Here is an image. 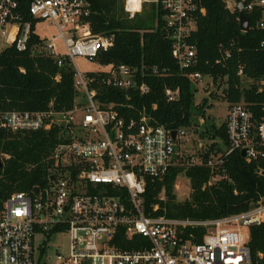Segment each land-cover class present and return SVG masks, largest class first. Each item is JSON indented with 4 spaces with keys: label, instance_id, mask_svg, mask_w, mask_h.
<instances>
[{
    "label": "built area",
    "instance_id": "1",
    "mask_svg": "<svg viewBox=\"0 0 264 264\" xmlns=\"http://www.w3.org/2000/svg\"><path fill=\"white\" fill-rule=\"evenodd\" d=\"M151 3L163 19L179 71L197 86L205 75L189 69L197 62L191 37L198 17L206 12L202 0H124V8L134 17ZM236 5L234 0L232 9ZM256 8L264 13V0L245 1L244 11ZM29 13L57 27L58 33L45 37L41 48L59 65L62 57L71 60L76 96L70 108L57 109L51 102L43 110L0 111V128L15 133L56 130L59 137L49 155L47 181L13 192L0 208V264H46L45 242L57 233L69 238L66 253L58 248L60 264H253L249 236L241 225L261 223L263 200L248 211L220 218L169 217L156 214L160 207L166 209L160 202L167 200L165 189L151 208L147 188L149 181L162 180L172 166L205 165L212 173L209 183L226 178L225 159L235 150H245L243 157L249 162L261 160L264 119L258 120L244 102L230 104L228 142L222 151L205 156L208 147L202 143L195 149L183 144L186 128L177 130L174 138L173 130L155 124L145 107L127 116L122 107H134L129 103L132 94L121 102L100 98L102 88L146 94L150 86L143 76L162 77L168 71L159 65L103 62L100 58L112 50L115 34L92 31L88 0H31ZM10 25L17 28V48L26 49L32 22L23 20L18 0H0L3 35ZM258 25L264 28V17ZM59 38L65 51L57 43ZM78 56L98 61L105 69L83 72L75 64ZM165 91L171 101L180 94L179 88ZM200 228L204 233L197 241L195 231ZM39 235L42 239L35 242ZM136 235L143 239L132 242ZM134 244L138 247H131Z\"/></svg>",
    "mask_w": 264,
    "mask_h": 264
},
{
    "label": "trees",
    "instance_id": "2",
    "mask_svg": "<svg viewBox=\"0 0 264 264\" xmlns=\"http://www.w3.org/2000/svg\"><path fill=\"white\" fill-rule=\"evenodd\" d=\"M88 1L92 31L95 34H115L112 54L102 55L103 62L159 65L168 71L162 77L143 76L150 86L146 94L141 95L136 89L102 88V100L121 102L126 101L127 94H132L129 103L135 108L122 107L127 116L137 115V109L145 107L155 124H164L176 131L191 127L195 115L205 116V108L212 104L207 97L201 103H195L198 89L179 71L172 55L171 40L166 36L155 3L130 17L124 8V0ZM30 2L18 0L23 20L32 22L27 48L19 50L13 41L0 51V111L43 110L51 102L57 109L70 108L76 96L75 67L68 57H62L59 65L57 58L42 50L44 38L35 30L39 20L30 16ZM202 3L206 12L198 17V27L191 37L196 46L197 62L189 71L210 76L214 85H224V97L230 104L244 102L258 120L264 119V47L261 46L264 28L258 25L264 17L263 10L244 11L250 29L243 31L239 12L228 7L226 0H202ZM166 88H179V97L169 100ZM204 132L214 140L204 155L222 151L228 142L226 121L219 126L213 123L202 134ZM58 141L56 130L15 133L0 128V208L13 192L31 190L47 181L49 155ZM225 166L228 177L211 183V169L205 165L172 166L162 180L149 181L147 203L152 208L164 188L167 200L160 202L166 209L160 207L156 214L209 219L245 212L256 206L259 200L264 201V158L249 162L239 150H235L226 157ZM182 173L190 180L192 192L189 198L178 201L175 182ZM203 233V228L195 231V239L202 241ZM140 238L143 239L136 235L131 241ZM248 244L253 264H264V258L260 256L261 253L264 256V219L249 226Z\"/></svg>",
    "mask_w": 264,
    "mask_h": 264
},
{
    "label": "rangeland",
    "instance_id": "3",
    "mask_svg": "<svg viewBox=\"0 0 264 264\" xmlns=\"http://www.w3.org/2000/svg\"><path fill=\"white\" fill-rule=\"evenodd\" d=\"M228 4H230L231 8L234 7V0H226ZM149 4H145V8H148ZM144 12V11H143ZM7 30V29H6ZM36 32L43 38L51 37L58 33V29L55 25L50 24L48 21L40 20L36 23ZM3 38V39H2ZM5 41L9 40L11 45L15 38L12 40V36L5 37L2 34V28L0 27V40ZM58 45L60 46L62 51L64 50L62 39L59 38L57 40ZM7 44V43H6ZM5 44V45H6ZM8 45V46H9ZM7 47V46H6ZM5 47L0 46V51ZM75 64L78 68L83 72L89 71H97L99 69H105L102 67L98 61H90L84 57H76ZM197 92L195 94V103L199 104L202 100L207 97L209 99V103L212 106L205 108V116L201 117V115L194 116V123L191 127L186 128V138L183 141V144L191 145L192 147L198 148L200 143L205 147H209L213 142L212 139L204 132L211 124H216L217 126L221 125L223 122L227 120L228 111L230 108V103L225 99L223 93V86H216L213 84V79L210 76H204L201 82L197 83ZM214 93V95H211ZM197 122V123H196ZM216 176L213 177L212 180H215ZM175 193L178 201H182L186 198H189L192 188L190 184V180L182 173L176 179L175 182ZM241 230L246 238L249 236V226L241 225ZM42 239L41 235L36 236L35 242H39ZM46 252H45V260L46 264H60L57 259L58 248L62 250L63 253H66L68 250L69 238L64 233H57L52 238L48 239L46 242Z\"/></svg>",
    "mask_w": 264,
    "mask_h": 264
},
{
    "label": "water",
    "instance_id": "4",
    "mask_svg": "<svg viewBox=\"0 0 264 264\" xmlns=\"http://www.w3.org/2000/svg\"><path fill=\"white\" fill-rule=\"evenodd\" d=\"M244 7H245V1L244 0H237V5L235 7V10H237L239 12V19H240V27L243 31H248L250 29V21L248 16L244 13ZM104 54L106 55H110L112 54V50H108L106 52H104ZM176 130H173L171 132L172 136L175 138L176 137ZM176 150H177V146H176ZM242 156H245L246 152L245 150L241 151ZM176 157V154L174 155V159ZM1 165V162H0ZM36 191H38V188H36Z\"/></svg>",
    "mask_w": 264,
    "mask_h": 264
},
{
    "label": "crops",
    "instance_id": "5",
    "mask_svg": "<svg viewBox=\"0 0 264 264\" xmlns=\"http://www.w3.org/2000/svg\"><path fill=\"white\" fill-rule=\"evenodd\" d=\"M1 27V26H0ZM2 28V27H1ZM6 29H7V35H4L5 37H10V36H12V40H13V38H15L16 37V33H17V28H16V26H14V25H10V26H7L6 27ZM2 30H3V28H2ZM3 39V38H2ZM0 40V46L3 48V47H6V46H8L9 45V43H10V41L9 40H6L5 39V41H3V40ZM7 43V44H6ZM6 44V45H5Z\"/></svg>",
    "mask_w": 264,
    "mask_h": 264
}]
</instances>
